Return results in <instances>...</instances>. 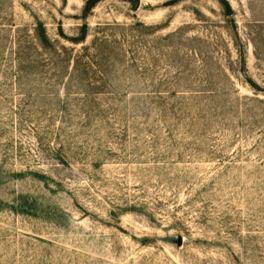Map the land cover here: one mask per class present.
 I'll return each mask as SVG.
<instances>
[{"label":"rangeland","instance_id":"1","mask_svg":"<svg viewBox=\"0 0 264 264\" xmlns=\"http://www.w3.org/2000/svg\"><path fill=\"white\" fill-rule=\"evenodd\" d=\"M0 264H264V0H0Z\"/></svg>","mask_w":264,"mask_h":264}]
</instances>
